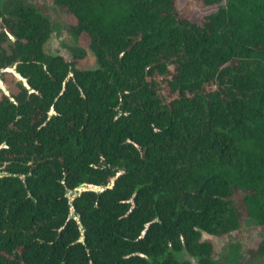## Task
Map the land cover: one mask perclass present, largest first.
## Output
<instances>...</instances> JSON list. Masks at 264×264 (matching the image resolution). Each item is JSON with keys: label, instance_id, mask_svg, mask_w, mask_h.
I'll return each mask as SVG.
<instances>
[{"label": "trees", "instance_id": "obj_1", "mask_svg": "<svg viewBox=\"0 0 264 264\" xmlns=\"http://www.w3.org/2000/svg\"><path fill=\"white\" fill-rule=\"evenodd\" d=\"M51 1L96 66L0 0V264H224L203 233L264 226V0Z\"/></svg>", "mask_w": 264, "mask_h": 264}, {"label": "rangeland", "instance_id": "obj_2", "mask_svg": "<svg viewBox=\"0 0 264 264\" xmlns=\"http://www.w3.org/2000/svg\"><path fill=\"white\" fill-rule=\"evenodd\" d=\"M27 3L37 4L41 7L51 21L52 33L44 44L45 52L49 54L61 53L68 59L80 48L85 49L86 56L79 61L83 67L94 68L95 56L87 47V36L82 34L74 36L70 31L73 17L66 9L55 5L51 0H23ZM178 13L181 16L194 20H201L203 16L215 11L216 5H205L202 0H177ZM4 83L0 79V88ZM264 226L259 225L254 219L244 218L240 229L236 233L222 238L203 233V238L213 240L215 245L214 258L224 264H264V257L248 259V250L255 248L264 237ZM187 258L194 261L189 255Z\"/></svg>", "mask_w": 264, "mask_h": 264}, {"label": "water", "instance_id": "obj_3", "mask_svg": "<svg viewBox=\"0 0 264 264\" xmlns=\"http://www.w3.org/2000/svg\"><path fill=\"white\" fill-rule=\"evenodd\" d=\"M9 70H10V71H13L12 69H9ZM13 72L15 73V75L17 76L18 79L22 80V81L24 82V84L27 85L26 79L22 78V77L20 76V74L17 73L16 71H13ZM2 89H3V90H6L4 86L2 87ZM6 94H7L8 96H10L8 92H6ZM82 189H85V190H86V189L99 190V189H102V188H101L100 186H97V185H87L86 187H83V188L80 187V188H79V190H82Z\"/></svg>", "mask_w": 264, "mask_h": 264}]
</instances>
